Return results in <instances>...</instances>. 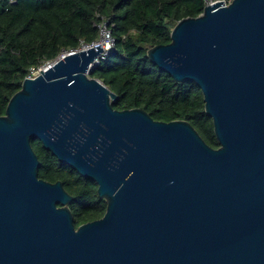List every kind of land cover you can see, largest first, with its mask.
I'll use <instances>...</instances> for the list:
<instances>
[{
  "label": "water",
  "instance_id": "95a60500",
  "mask_svg": "<svg viewBox=\"0 0 264 264\" xmlns=\"http://www.w3.org/2000/svg\"><path fill=\"white\" fill-rule=\"evenodd\" d=\"M103 50L27 77L0 116V264H264V0L208 4L148 51L200 87L218 148L186 120L114 109L90 76ZM32 139L97 183L103 217L76 227Z\"/></svg>",
  "mask_w": 264,
  "mask_h": 264
},
{
  "label": "trees",
  "instance_id": "16d2710c",
  "mask_svg": "<svg viewBox=\"0 0 264 264\" xmlns=\"http://www.w3.org/2000/svg\"><path fill=\"white\" fill-rule=\"evenodd\" d=\"M216 1V0H215ZM206 0H0V116L24 80L63 51L100 38L98 24L108 20L115 47L90 76L101 80L118 100L116 110L144 109L154 120L188 121L212 147L219 142L204 95L194 81H176L148 56L156 45L171 42L184 18L199 16ZM32 145L40 160L38 175L62 181L73 199L76 227L104 216L107 200L97 183L63 164L39 139Z\"/></svg>",
  "mask_w": 264,
  "mask_h": 264
},
{
  "label": "built area",
  "instance_id": "2783aa9c",
  "mask_svg": "<svg viewBox=\"0 0 264 264\" xmlns=\"http://www.w3.org/2000/svg\"><path fill=\"white\" fill-rule=\"evenodd\" d=\"M219 1H224V5L226 6V5H229L232 0H216V1L215 0H206V2H207L206 5L214 4L215 2H219ZM98 27H99V30H100V38L97 41L93 42L92 44L82 43L76 49H72L70 51H63L59 55V57L60 56H64L66 54L74 53L76 51H80L82 49H88V48H90L92 46H97V45L102 44V47H103L104 50L100 54V56L98 58H96V60L94 61L93 68H95L96 66L100 65L101 61L106 59V57L108 56L109 51L112 50L115 47V39L113 38L111 29L108 27V20L107 21L106 20L101 21L98 24ZM54 61H51V62L49 61L46 64H44V65H42V66H40V67H38L36 69H32V73L28 77H32L33 78V77L38 76L42 69L49 68L50 66H52Z\"/></svg>",
  "mask_w": 264,
  "mask_h": 264
}]
</instances>
